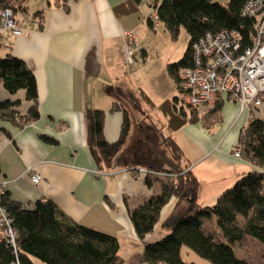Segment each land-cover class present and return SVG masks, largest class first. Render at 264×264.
<instances>
[{"label":"crops","instance_id":"crops-1","mask_svg":"<svg viewBox=\"0 0 264 264\" xmlns=\"http://www.w3.org/2000/svg\"><path fill=\"white\" fill-rule=\"evenodd\" d=\"M7 1L23 16V34H0V55L17 56L34 71L39 98L37 121L25 127L0 121V184L24 208L34 210L37 202L52 201L76 223L119 239L125 264H139L145 245L128 205H141L161 186L150 188L130 168H170L174 159L165 140L172 138L182 149L184 165L202 183L203 206L213 205L254 169L234 155L251 123L249 111L242 112L223 96L220 109L201 111L199 121L180 113L178 84L168 66L181 58L172 59L164 48L177 41L162 24L150 25L149 0L140 5L132 0ZM161 31L170 40L166 36L162 41ZM126 32L136 34L141 49L133 64L126 61ZM0 89L3 100L21 101V114L30 112L33 102L25 90L11 95ZM118 103L123 110H115ZM96 108L106 112L105 137L110 142L119 140L125 110L131 119L128 143L110 174L99 170L88 147L86 115ZM255 118L264 122V103ZM34 173L42 176L39 184L32 182ZM174 204L172 200L163 217ZM163 235L158 226L146 241ZM34 264L44 263L36 259Z\"/></svg>","mask_w":264,"mask_h":264},{"label":"trees","instance_id":"trees-1","mask_svg":"<svg viewBox=\"0 0 264 264\" xmlns=\"http://www.w3.org/2000/svg\"><path fill=\"white\" fill-rule=\"evenodd\" d=\"M132 1L140 5L143 0ZM247 1L230 0L221 4L213 0H149L152 12L159 16L158 25L149 17L151 26L157 28L162 24L175 41H178L182 28L190 37L189 48L182 59L168 66L179 91L180 69L194 66L192 46L204 34L237 31L243 37V47L252 45L257 22L243 16ZM3 8L19 11L8 1L0 6V10ZM1 86L11 95L25 90L26 99L32 101L33 106L28 114L23 115L17 110L20 100H3L0 94V121H10L18 127L37 121L40 112L36 76L22 59L11 54L0 55ZM129 94L133 101L132 92ZM223 96L230 101L229 96L219 95L216 104L205 107L183 104L179 96L175 97V102L182 104V116L187 118L189 113L191 121L196 122L201 111H218L224 104ZM120 108L124 109L116 104L115 110ZM124 116L119 140L110 142L105 137L106 112L100 108L87 111L88 147L102 173L110 174L116 158L128 143L131 119L126 110ZM241 134L235 151L240 150L254 169L223 191L211 206L199 202L202 183L189 165H184L182 149L172 138L165 140L174 159L170 168L165 171L149 168L147 174L138 168H130L135 177L144 176L150 188L156 184L161 186L160 192L145 199L141 205H128L133 227L145 245L139 264H199L190 260L191 254L210 264H264L263 120H251ZM1 199L16 232L17 247L8 245L5 226H1L0 264H34L36 259L44 264H125L119 239L76 223L52 201H39L34 210H28L11 199L7 192ZM172 200L175 203L173 211L163 217ZM158 226L164 235L155 242H147V236L152 235Z\"/></svg>","mask_w":264,"mask_h":264},{"label":"built area","instance_id":"built-area-1","mask_svg":"<svg viewBox=\"0 0 264 264\" xmlns=\"http://www.w3.org/2000/svg\"><path fill=\"white\" fill-rule=\"evenodd\" d=\"M243 16L256 20V37L251 46L243 47L242 35L237 31H220L206 33L193 44L194 66L183 67L179 72V100L192 107L214 105L219 95L229 96L230 101L239 105L242 112L251 113L264 103V0H248L243 9ZM151 18L158 25L159 16L151 13ZM21 13L10 8L0 10V34L11 30L22 35ZM126 61L135 62L140 46L134 32H126ZM234 155L242 158L240 150ZM33 168L30 169L32 173ZM148 173V170H140ZM159 175H161L159 173ZM42 176L32 174V182L39 184ZM4 189L0 184V227H4L5 238L10 247L16 249V232L12 229V221L8 210L2 204ZM1 242V239H0Z\"/></svg>","mask_w":264,"mask_h":264},{"label":"rangeland","instance_id":"rangeland-1","mask_svg":"<svg viewBox=\"0 0 264 264\" xmlns=\"http://www.w3.org/2000/svg\"><path fill=\"white\" fill-rule=\"evenodd\" d=\"M215 2L224 4V3H228L230 2V0H213ZM163 27L160 29L162 30ZM161 40L163 41L165 38H169V34L167 33V35L161 31ZM167 36V37H166ZM189 41H190V37L188 36L186 30L184 28L181 29L180 35H179V39L177 42H172L170 44H168L166 47L164 45V48L166 50V54L169 56H172L171 58L174 60H180V58L182 59L184 53L186 52V50H188V46H189ZM180 94V93H179ZM179 96V95H178ZM182 106V104H180V107ZM185 146V144H184ZM242 250V249H241ZM192 256L195 258L194 260L196 262H198L199 264H210L208 261H206L205 259H201L200 257H197L195 254H192Z\"/></svg>","mask_w":264,"mask_h":264},{"label":"water","instance_id":"water-1","mask_svg":"<svg viewBox=\"0 0 264 264\" xmlns=\"http://www.w3.org/2000/svg\"><path fill=\"white\" fill-rule=\"evenodd\" d=\"M7 2V0H0V6H3V4H5Z\"/></svg>","mask_w":264,"mask_h":264}]
</instances>
